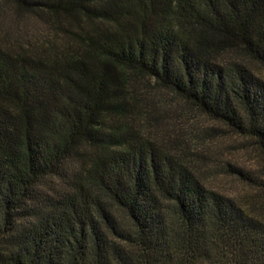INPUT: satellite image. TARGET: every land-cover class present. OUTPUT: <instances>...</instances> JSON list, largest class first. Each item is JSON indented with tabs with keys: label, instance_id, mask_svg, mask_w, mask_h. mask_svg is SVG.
Returning <instances> with one entry per match:
<instances>
[{
	"label": "trees",
	"instance_id": "trees-1",
	"mask_svg": "<svg viewBox=\"0 0 264 264\" xmlns=\"http://www.w3.org/2000/svg\"><path fill=\"white\" fill-rule=\"evenodd\" d=\"M0 20V264H264V172L229 163L242 200L207 186L154 99L264 153V0H0ZM41 21L59 37L32 45Z\"/></svg>",
	"mask_w": 264,
	"mask_h": 264
},
{
	"label": "rangeland",
	"instance_id": "rangeland-1",
	"mask_svg": "<svg viewBox=\"0 0 264 264\" xmlns=\"http://www.w3.org/2000/svg\"><path fill=\"white\" fill-rule=\"evenodd\" d=\"M4 18L9 19V15L6 13L1 19ZM0 23V30L3 28L2 32L6 33L8 23L3 20H0ZM22 33L23 31L11 34L10 42H15V37L24 38ZM23 34L26 39L32 41L30 43L32 45H46L59 37L52 26L42 21L38 24L33 23ZM259 72L264 77V71ZM154 99L164 104L165 109L160 113L168 134L165 136L159 133L157 136L160 139L164 137L165 140L181 138L183 145L189 147L194 158L193 163L196 165L195 169L207 186L241 200L257 193L256 188L226 172L229 163L241 165L257 174L264 172V153L252 143L251 139L234 133L222 122L213 120L198 110L188 108L171 91L157 92ZM255 205L260 207L257 203Z\"/></svg>",
	"mask_w": 264,
	"mask_h": 264
}]
</instances>
